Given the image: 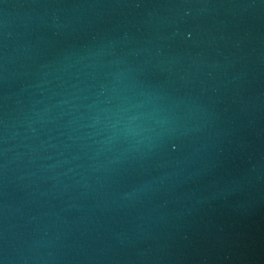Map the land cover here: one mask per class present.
Instances as JSON below:
<instances>
[{
	"label": "water",
	"instance_id": "obj_1",
	"mask_svg": "<svg viewBox=\"0 0 264 264\" xmlns=\"http://www.w3.org/2000/svg\"><path fill=\"white\" fill-rule=\"evenodd\" d=\"M186 264H264V182Z\"/></svg>",
	"mask_w": 264,
	"mask_h": 264
}]
</instances>
